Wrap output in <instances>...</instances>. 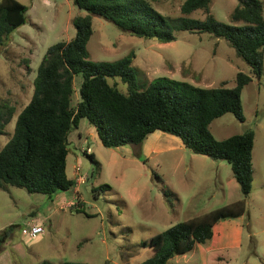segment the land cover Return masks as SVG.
I'll return each instance as SVG.
<instances>
[{"label":"rangeland","instance_id":"obj_1","mask_svg":"<svg viewBox=\"0 0 264 264\" xmlns=\"http://www.w3.org/2000/svg\"><path fill=\"white\" fill-rule=\"evenodd\" d=\"M18 1L27 6L25 23L0 46V109L13 106L14 117L30 99L33 79L47 48L58 41H70L76 32L72 19L85 14L72 0ZM183 1L156 0L153 6L170 18H205L203 10L181 13ZM236 5L237 0H211L210 13L217 20L234 23L230 13ZM92 26L89 58L114 61L132 52L139 83L165 76L205 87L222 83L232 87L238 72L251 76L241 92L245 120L227 112L209 124L217 139L251 128L254 146L246 211L225 220L231 223L226 230L230 237L225 241L239 240V245L232 242L227 249L214 250L206 264H264V53L261 73L255 75L225 39L208 33L178 31L174 41L164 43L124 32L96 15H92ZM115 80L118 89L127 92V85ZM81 81L80 74L74 77L73 104L79 98ZM12 120L0 134V147L13 132ZM154 134L161 136L154 140L150 133L140 147H105L95 128L86 118L81 119L78 128L69 133L67 146V176L76 178L74 168L78 166L79 174L85 177L76 191H57L49 198L15 186L0 189V230L13 225L1 245L0 264H139L152 254L143 243L155 234L243 199L226 161L192 153L174 135ZM86 147L96 162L83 153ZM232 222L241 225L240 234ZM28 223L42 225L44 232L30 236ZM200 246L175 255L169 263L202 264Z\"/></svg>","mask_w":264,"mask_h":264},{"label":"trees","instance_id":"obj_2","mask_svg":"<svg viewBox=\"0 0 264 264\" xmlns=\"http://www.w3.org/2000/svg\"><path fill=\"white\" fill-rule=\"evenodd\" d=\"M72 1L85 12L72 19L75 36L47 48L37 67L30 99L15 117L13 106L0 109V134L13 117L15 121L10 138L0 147V189L15 186L51 198L57 191L74 188L76 180L66 173L68 136L83 118L95 128L105 147H140L156 130L179 137L192 153L226 161L243 199L200 217L179 221L144 241L152 254L139 264H170L175 255H184L198 244L206 245L218 221L239 217L246 211L245 199L253 181L254 131L248 128L217 139L209 124L227 112L239 121L245 120L241 92L252 78L240 71L232 87L224 83L205 87L165 76L148 84L139 83L132 66L134 53L114 61L89 58L87 43L93 33L92 15L113 22L129 34L164 43L174 41L178 31L223 38L258 75L264 53V0H237L230 13L234 23L217 20L210 13L211 0H184L180 5L185 15L203 10L204 19L170 18L153 6L156 0ZM26 12L27 6L18 0H0V46L14 29L25 23ZM78 74L82 81L79 98L73 104L74 77ZM115 79L127 85V92L118 89ZM83 153L96 162L92 152L87 153L85 148ZM12 228L10 225L0 230V251Z\"/></svg>","mask_w":264,"mask_h":264},{"label":"crops","instance_id":"obj_3","mask_svg":"<svg viewBox=\"0 0 264 264\" xmlns=\"http://www.w3.org/2000/svg\"><path fill=\"white\" fill-rule=\"evenodd\" d=\"M157 131H159V130H156V131L152 132V134L155 135L154 136V140H155V137L158 138V137L161 136L159 134H154V133H157ZM164 138L166 139V137H164ZM146 139H148V138H146ZM145 143H143L142 146ZM179 145H178V147H179ZM182 145H183V143H182ZM66 172H67V165H66ZM74 188H75V191H76L77 184L75 185ZM70 203H72V201H70ZM29 214H33V211H30ZM225 220H231V219H223V220L218 221L214 225V227H213V237L211 239V243L210 244H207V245L200 246L201 247V253H200L201 254L200 255L201 260H202V258H204V261L202 262V264H206V261H207L206 258L209 255H211L214 250H219V249L224 250V249H227L228 247H231V245L233 244L232 242L235 243L234 245H239V240H235V241L234 240L233 241H225V238L226 237H230V234L229 233H226V230L229 227V225H231L230 221H225ZM233 224H234V226L237 229V234L238 233L240 234V232H241V227L240 226L241 225L238 222H232V226H233ZM237 234H235V236ZM216 237H217V240L215 239ZM195 246H197V245H195Z\"/></svg>","mask_w":264,"mask_h":264},{"label":"built area","instance_id":"obj_4","mask_svg":"<svg viewBox=\"0 0 264 264\" xmlns=\"http://www.w3.org/2000/svg\"><path fill=\"white\" fill-rule=\"evenodd\" d=\"M86 152L90 153L92 152V150L90 149V147H86ZM74 174L77 176L75 178L76 183L78 184L79 182H83L85 180V177L79 174V167L75 166L74 168ZM29 235L32 237H35L37 234L43 233L44 232V228L42 225L39 224H29Z\"/></svg>","mask_w":264,"mask_h":264}]
</instances>
